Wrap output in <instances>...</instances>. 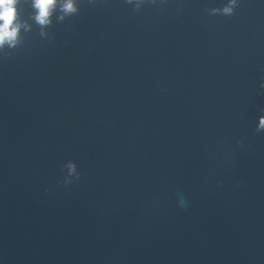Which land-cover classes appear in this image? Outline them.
Returning <instances> with one entry per match:
<instances>
[{
  "label": "water",
  "instance_id": "1",
  "mask_svg": "<svg viewBox=\"0 0 264 264\" xmlns=\"http://www.w3.org/2000/svg\"><path fill=\"white\" fill-rule=\"evenodd\" d=\"M64 2L0 46V264H264V0Z\"/></svg>",
  "mask_w": 264,
  "mask_h": 264
},
{
  "label": "clouds",
  "instance_id": "2",
  "mask_svg": "<svg viewBox=\"0 0 264 264\" xmlns=\"http://www.w3.org/2000/svg\"><path fill=\"white\" fill-rule=\"evenodd\" d=\"M20 0H0V46L8 43L14 47L21 29L28 30L29 26L26 22L19 20L18 4ZM58 0H31L34 9V21L41 27H46L52 23L51 17L56 11ZM237 0H229V6L223 9L225 15L233 14V7ZM60 11L64 14L59 17L60 20L64 16L75 14L78 9L74 0H65L61 5ZM264 87V84L261 85ZM261 128H264V120L261 121ZM260 129H257L259 131Z\"/></svg>",
  "mask_w": 264,
  "mask_h": 264
}]
</instances>
